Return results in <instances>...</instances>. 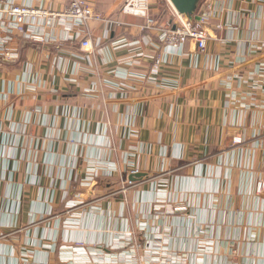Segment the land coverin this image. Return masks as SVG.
Masks as SVG:
<instances>
[{
  "label": "crops",
  "instance_id": "obj_1",
  "mask_svg": "<svg viewBox=\"0 0 264 264\" xmlns=\"http://www.w3.org/2000/svg\"><path fill=\"white\" fill-rule=\"evenodd\" d=\"M89 1L122 20L91 23L93 52L59 24V44L15 35L0 56V264H129L136 240L177 262L264 264V0H201L205 51L165 47L119 16L126 0Z\"/></svg>",
  "mask_w": 264,
  "mask_h": 264
},
{
  "label": "built area",
  "instance_id": "obj_2",
  "mask_svg": "<svg viewBox=\"0 0 264 264\" xmlns=\"http://www.w3.org/2000/svg\"><path fill=\"white\" fill-rule=\"evenodd\" d=\"M165 2L176 21L175 25L169 20L163 22L159 17L153 15L154 9H159V6ZM119 16L145 19L143 30H156L159 33L160 43L172 49H182L187 42L191 41L196 43L201 51H205L208 40L212 38L210 34L213 17L211 6L198 8L199 20L196 21L181 16L171 6L170 0H126ZM93 21L105 23L111 32L114 26L122 25L121 18L109 21V19L96 14L89 0H68V5L60 11L39 9L30 5H18L15 0H0V33L3 36L0 39V56L9 60L15 59L17 54H12L9 49L11 39L15 35L25 36L36 44H59L57 36L53 35L54 29L59 24L67 27L72 33V37L79 42L85 51L93 52L91 40V23ZM215 29L222 30L223 26L217 25ZM161 65L162 60L156 59L153 70L159 71ZM121 75L123 78H127L126 74ZM235 144L241 145L242 141L236 140ZM126 183L133 184L131 181H126ZM262 192H264V182L260 181L257 185V193L261 194ZM131 248L134 251L124 255V260H127L129 264H189L173 260L161 242L159 247L154 250L155 253H153L154 251L147 252L137 240Z\"/></svg>",
  "mask_w": 264,
  "mask_h": 264
},
{
  "label": "water",
  "instance_id": "obj_3",
  "mask_svg": "<svg viewBox=\"0 0 264 264\" xmlns=\"http://www.w3.org/2000/svg\"><path fill=\"white\" fill-rule=\"evenodd\" d=\"M170 2L181 16L187 17L190 20H199L197 12L201 0H170ZM140 177H142V174L132 176L130 180L134 181L135 178Z\"/></svg>",
  "mask_w": 264,
  "mask_h": 264
},
{
  "label": "trees",
  "instance_id": "obj_4",
  "mask_svg": "<svg viewBox=\"0 0 264 264\" xmlns=\"http://www.w3.org/2000/svg\"><path fill=\"white\" fill-rule=\"evenodd\" d=\"M162 12L164 13V17L162 18L163 22H164V20L169 18L171 20V22L173 23V25L176 24V21H175L174 17L171 15L170 11H168L166 9V7H163Z\"/></svg>",
  "mask_w": 264,
  "mask_h": 264
},
{
  "label": "bare ground",
  "instance_id": "obj_5",
  "mask_svg": "<svg viewBox=\"0 0 264 264\" xmlns=\"http://www.w3.org/2000/svg\"><path fill=\"white\" fill-rule=\"evenodd\" d=\"M171 6L174 8V6L172 5V3L170 2ZM175 9V8H174Z\"/></svg>",
  "mask_w": 264,
  "mask_h": 264
},
{
  "label": "rangeland",
  "instance_id": "obj_6",
  "mask_svg": "<svg viewBox=\"0 0 264 264\" xmlns=\"http://www.w3.org/2000/svg\"><path fill=\"white\" fill-rule=\"evenodd\" d=\"M256 192H257V190H256Z\"/></svg>",
  "mask_w": 264,
  "mask_h": 264
}]
</instances>
